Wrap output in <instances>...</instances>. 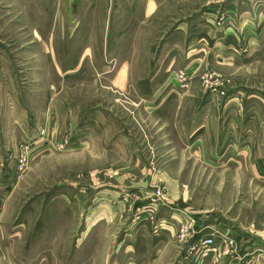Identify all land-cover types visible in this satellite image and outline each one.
I'll list each match as a JSON object with an SVG mask.
<instances>
[{"label":"rangeland","instance_id":"1","mask_svg":"<svg viewBox=\"0 0 264 264\" xmlns=\"http://www.w3.org/2000/svg\"><path fill=\"white\" fill-rule=\"evenodd\" d=\"M0 169V264H264V0H0Z\"/></svg>","mask_w":264,"mask_h":264},{"label":"built area","instance_id":"2","mask_svg":"<svg viewBox=\"0 0 264 264\" xmlns=\"http://www.w3.org/2000/svg\"><path fill=\"white\" fill-rule=\"evenodd\" d=\"M192 228H182L180 230V239L181 242H184L187 244L188 251L191 253H194L196 258H200V262L204 260V258L209 257L213 254V251H216L218 248L224 250V256L232 254L233 250L235 249L236 242L235 240L229 236L224 235L223 241L218 243L217 239L213 236H202L201 231H191ZM215 258H218L220 260L219 256H215ZM214 264H219L218 261L214 262Z\"/></svg>","mask_w":264,"mask_h":264},{"label":"crops","instance_id":"3","mask_svg":"<svg viewBox=\"0 0 264 264\" xmlns=\"http://www.w3.org/2000/svg\"><path fill=\"white\" fill-rule=\"evenodd\" d=\"M50 127V126H49ZM50 129V128H49ZM75 129H78V126H75ZM79 133H80V135H82L83 134V132L79 129ZM90 141H94L93 139H91ZM81 142V141H80ZM79 142V143H80ZM83 143V142H82ZM2 173V170L0 169V177H4L5 175H2L1 174ZM10 184V181L9 182H7V183H5V187H2V189H6L7 191H9L10 190V188H11V185H9Z\"/></svg>","mask_w":264,"mask_h":264}]
</instances>
